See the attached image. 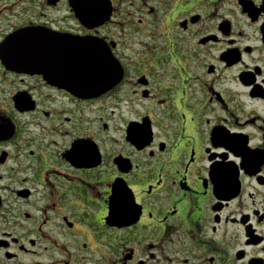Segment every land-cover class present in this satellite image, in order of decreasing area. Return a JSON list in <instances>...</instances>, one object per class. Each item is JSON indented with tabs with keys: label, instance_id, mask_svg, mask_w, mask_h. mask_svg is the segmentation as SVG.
Here are the masks:
<instances>
[{
	"label": "flooded vegetation",
	"instance_id": "af4514ba",
	"mask_svg": "<svg viewBox=\"0 0 264 264\" xmlns=\"http://www.w3.org/2000/svg\"><path fill=\"white\" fill-rule=\"evenodd\" d=\"M0 264H264V0H0Z\"/></svg>",
	"mask_w": 264,
	"mask_h": 264
},
{
	"label": "water",
	"instance_id": "95a60500",
	"mask_svg": "<svg viewBox=\"0 0 264 264\" xmlns=\"http://www.w3.org/2000/svg\"><path fill=\"white\" fill-rule=\"evenodd\" d=\"M112 71H113V73H114V69H113ZM102 78H104V81L102 82V84H99V86H106V84H108V82L106 81V80H107V77L104 76V77H102ZM102 78H101V79H102Z\"/></svg>",
	"mask_w": 264,
	"mask_h": 264
}]
</instances>
